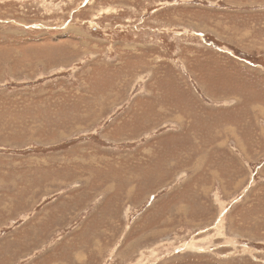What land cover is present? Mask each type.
<instances>
[{"label": "rangeland", "instance_id": "374dc122", "mask_svg": "<svg viewBox=\"0 0 264 264\" xmlns=\"http://www.w3.org/2000/svg\"><path fill=\"white\" fill-rule=\"evenodd\" d=\"M0 264H264V0H0Z\"/></svg>", "mask_w": 264, "mask_h": 264}]
</instances>
